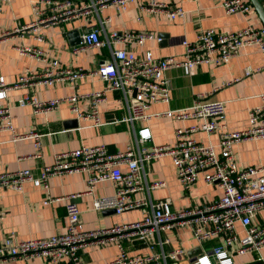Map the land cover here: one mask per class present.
<instances>
[{"label":"built area","instance_id":"built-area-1","mask_svg":"<svg viewBox=\"0 0 264 264\" xmlns=\"http://www.w3.org/2000/svg\"><path fill=\"white\" fill-rule=\"evenodd\" d=\"M0 0V13L4 3ZM131 0H36L29 22L13 28L14 32L31 33L38 41L44 40V31L55 24L75 20L91 13L94 9L114 3L123 8ZM228 13H250L254 7L250 0H218ZM264 4V0H262ZM142 9L163 13L176 19L185 14L181 6L174 9L166 4L153 2ZM108 19V18H107ZM90 24L80 34L81 41L73 49L74 54L93 48L108 46L110 57L97 68L64 65L57 57L45 55L43 50L29 45L18 46L24 54L36 56L43 63L42 69H27L13 83L0 76V132L11 131L13 140L32 138L41 156L42 134L37 130L17 132L12 119L11 106L4 103L1 93L12 88H29L36 84L51 85L58 81L77 82L87 76L98 77L105 82L103 90L76 93L65 98L41 99L28 91L18 99L19 106L30 105L36 113L47 112L67 100L70 109L79 119L91 126L104 124L99 105L106 99V92H117L126 101L129 115L124 120L132 125L136 121L148 122L153 117H168L177 120H197L189 126H178L171 143L148 144L151 139L149 127H141L137 135V146L124 150L109 151L104 143L83 144L71 150L58 152L51 165L44 166L40 174L30 168L0 173V186L22 189L25 182L49 187L51 175L62 173H84L87 190L62 196H46L45 204L64 200L66 226L64 230L47 238L20 239L14 233L7 234L0 241V261L7 258H41L43 264H84L81 250L89 244L115 243L117 255L107 264H181L185 253L182 246L167 248L170 239L164 232L178 226L190 228L194 239L202 244L219 239L210 251H203L190 257V264H236L235 256L257 252L264 248V221L257 219L264 210V164L240 166L235 158L234 145L239 141L264 137V92L262 104L250 108L249 126L242 130H229L226 124V105L222 100L205 99L198 94L192 105L180 109L150 112L154 103L169 102L171 91L166 70L173 67H187L191 72L202 65H220L238 55L245 46H257L264 53V24L248 23L237 30L202 29L194 40L184 38L182 57L155 56L151 51L137 54L130 46L144 45L155 37L151 31H112L102 36L104 30ZM11 31L0 34L1 37ZM122 44V46H120ZM264 66L245 67V76H250ZM89 99L91 107L82 110L77 102ZM197 132H216L218 142H203L195 137ZM169 155L176 168L177 179L189 189L203 178L209 184L220 186L219 198L208 202H196L179 209H173L171 199L153 200L151 191L165 185L163 180H148L147 166L153 160ZM112 183L114 192L98 195L96 190L102 182ZM84 193L93 195L96 210L114 208L124 212L142 209L143 215L134 221H125L109 227L86 229L82 224L81 209L77 199ZM239 226L242 230H240ZM130 245L140 243L146 252L131 253Z\"/></svg>","mask_w":264,"mask_h":264},{"label":"crops","instance_id":"crops-1","mask_svg":"<svg viewBox=\"0 0 264 264\" xmlns=\"http://www.w3.org/2000/svg\"><path fill=\"white\" fill-rule=\"evenodd\" d=\"M36 0H8L0 13V76L6 82L13 83L27 69L41 70L42 62L36 56L22 53L17 47L29 45L41 48L45 55L57 57L66 66L97 68L107 57H110L108 46L93 47L74 54L73 49L79 38L75 31H86L90 24L98 25L104 30L102 36L117 31L134 32L151 31L155 37L148 39L144 45L130 46L137 54L151 51L155 56L175 55L182 57L184 45L182 40H194L202 29L237 30L248 23L263 24L255 10L250 13H228L218 0H131L119 8L114 3H107L98 10L50 26L44 31V40L38 41L31 33L14 32L13 28L29 22L33 15V3ZM90 2V0H75ZM153 2L166 4L174 9L181 6L185 14L171 19L163 13L142 9V6ZM108 18V19H107ZM72 33V35H70ZM122 46V44H120ZM247 66H264V53L257 46H245L240 53L227 62L215 65L212 63L198 66L194 72L187 67H173L166 70L169 79L171 99L169 102L154 103L150 112H161L168 109L185 108L193 104L198 94L206 95L205 99L222 100L226 105V124L229 130H242L249 126L250 108L262 104L260 97L264 92V68L245 76ZM105 82L98 77L87 76L77 82L65 80L51 85L36 84L29 88H12L1 93L4 103L11 106L12 119L17 132L37 130L42 134L41 156L32 138L13 140L11 131L0 132V173L30 168L35 174L55 161L56 154L71 150L83 144L96 145L104 143L109 151L124 150L128 146H137V135L141 127H149L151 139L148 144H166L174 141L178 126H189L197 120H177L168 117H153L148 122L136 121L134 125L124 119L129 115L126 101L117 92H106V99L100 103V113L104 124L91 126L79 119L71 111L67 100L59 106L36 113L32 106H19L18 99L28 91L41 99L65 98L76 93L103 90ZM77 104L82 110L91 107L89 99H80ZM75 119H78L76 123ZM195 137L203 142L217 143L218 134L197 132ZM235 158L240 166L264 164V137L239 141L234 145ZM148 180H163L165 185L153 189L150 193L153 200L171 199L173 209L190 204L211 202L222 194L216 183L209 184L200 178L191 188L185 189L179 183L176 168L171 156L165 155L153 160L147 166ZM87 190L84 173H62L51 175L48 190L34 182H25L22 189L0 186V241L9 233L20 239L47 238L64 230L66 226V209L64 200L45 204L47 195L62 196L69 193ZM114 188L111 182L98 185V195L111 194ZM81 209L82 224L86 229L109 227L125 221L138 220L143 215L142 209L124 212L122 215L93 207V195L84 193L77 199ZM257 219L264 221V210ZM240 230L241 227L239 226ZM170 239L167 248L182 246L185 253L180 257L181 264H190V257L203 251H210L219 240L211 239L199 244L194 239L189 227L178 226L163 233ZM125 245L131 253L146 252L140 243ZM201 248V249H199ZM119 248L115 243L104 245L89 244L82 248L84 264H107L113 259ZM236 264H264V248L260 253L252 252L235 256ZM41 258L25 259L7 258L0 264H43Z\"/></svg>","mask_w":264,"mask_h":264},{"label":"water","instance_id":"water-1","mask_svg":"<svg viewBox=\"0 0 264 264\" xmlns=\"http://www.w3.org/2000/svg\"><path fill=\"white\" fill-rule=\"evenodd\" d=\"M250 2L252 3L255 11L257 12L259 19L264 24V4H263L262 0H250ZM74 33H78L79 38L77 40V43H80V41H81L80 34L82 33V31L78 30V31H75ZM70 35H72V33H70ZM75 121H76V123H78V119H75ZM104 210L109 211V212H115L114 208H107ZM199 249H201V248H199Z\"/></svg>","mask_w":264,"mask_h":264},{"label":"rangeland","instance_id":"rangeland-1","mask_svg":"<svg viewBox=\"0 0 264 264\" xmlns=\"http://www.w3.org/2000/svg\"><path fill=\"white\" fill-rule=\"evenodd\" d=\"M192 188V187H191ZM191 188H190V190H191ZM262 213V212H261Z\"/></svg>","mask_w":264,"mask_h":264},{"label":"trees","instance_id":"trees-1","mask_svg":"<svg viewBox=\"0 0 264 264\" xmlns=\"http://www.w3.org/2000/svg\"><path fill=\"white\" fill-rule=\"evenodd\" d=\"M255 10V9H254ZM256 12V11H255Z\"/></svg>","mask_w":264,"mask_h":264}]
</instances>
